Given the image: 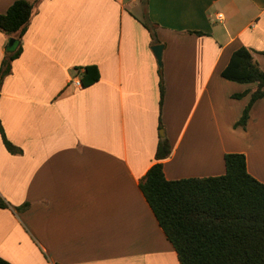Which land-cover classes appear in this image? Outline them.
I'll list each match as a JSON object with an SVG mask.
<instances>
[{
    "label": "crops",
    "instance_id": "crops-1",
    "mask_svg": "<svg viewBox=\"0 0 264 264\" xmlns=\"http://www.w3.org/2000/svg\"><path fill=\"white\" fill-rule=\"evenodd\" d=\"M13 1L0 0V12ZM29 1L22 52L0 88V124L20 148L9 151L0 132V193L35 204L21 214L0 207V256L180 264L139 181L165 136L168 179L223 174L224 155L241 152L264 183V96L236 126L257 84L221 75L240 46L264 70V0H127L139 15L126 0ZM6 43L0 31V67ZM91 64L99 80L75 86Z\"/></svg>",
    "mask_w": 264,
    "mask_h": 264
},
{
    "label": "trees",
    "instance_id": "trees-1",
    "mask_svg": "<svg viewBox=\"0 0 264 264\" xmlns=\"http://www.w3.org/2000/svg\"><path fill=\"white\" fill-rule=\"evenodd\" d=\"M35 4L29 0H14L5 12H0V31L7 38L0 67V88L4 77L11 72L12 61L22 52L21 40ZM152 36L155 37L153 32ZM11 37L15 39L12 46L8 44ZM158 72L162 103L161 65ZM221 75L229 80L257 84L235 123L245 128L252 105L264 96V70L252 50L240 46L231 53ZM99 78L98 66L87 65L81 78L82 86L93 84ZM248 92L234 93L233 97H242ZM0 132L6 148L19 152L20 148L8 139L1 124ZM169 153V140L163 136L155 153L157 161L140 179L139 187L175 248L180 264H264V183L248 171L245 154L226 153L225 172L220 175L168 179L162 159ZM9 206L0 195V207ZM0 264L12 263L0 256Z\"/></svg>",
    "mask_w": 264,
    "mask_h": 264
},
{
    "label": "rangeland",
    "instance_id": "rangeland-1",
    "mask_svg": "<svg viewBox=\"0 0 264 264\" xmlns=\"http://www.w3.org/2000/svg\"><path fill=\"white\" fill-rule=\"evenodd\" d=\"M126 2H127V3H126L127 8H130V9L133 11V13L139 15L140 10L131 7V5L128 4V1H127V0H126ZM11 39H13V37L9 38L8 43L10 42ZM14 40H15V39H14ZM14 43H15V41H14ZM14 43H13V44H14ZM10 46H12V45H10ZM161 129H163V128H161ZM160 135H162L161 132H160ZM0 195H1V193H0ZM1 196H2V195H1ZM2 197H3V196H2ZM3 199H5V197H3ZM33 200H34V199H33L32 197H30V198H28V199H27V198H24L23 201H22V199H20L19 201H16V197H12L11 200H7V199H5V201H7L9 205L13 206L14 209H15L18 213H20V214H21L22 212L27 211V210H31V208H32L33 205L35 204V202H34Z\"/></svg>",
    "mask_w": 264,
    "mask_h": 264
},
{
    "label": "water",
    "instance_id": "water-1",
    "mask_svg": "<svg viewBox=\"0 0 264 264\" xmlns=\"http://www.w3.org/2000/svg\"><path fill=\"white\" fill-rule=\"evenodd\" d=\"M14 41L15 40L13 38V39L10 40V42L8 44L9 45H13ZM152 49H153V51L155 53V56H156V58L158 60V64H161L163 44H160V43L155 44V45H153Z\"/></svg>",
    "mask_w": 264,
    "mask_h": 264
},
{
    "label": "built area",
    "instance_id": "built-area-1",
    "mask_svg": "<svg viewBox=\"0 0 264 264\" xmlns=\"http://www.w3.org/2000/svg\"><path fill=\"white\" fill-rule=\"evenodd\" d=\"M217 17L218 18H222V13H217ZM72 82L75 84V86H82V81H81V78L79 76H75L73 79H72Z\"/></svg>",
    "mask_w": 264,
    "mask_h": 264
}]
</instances>
